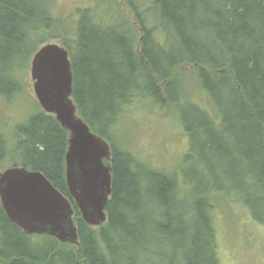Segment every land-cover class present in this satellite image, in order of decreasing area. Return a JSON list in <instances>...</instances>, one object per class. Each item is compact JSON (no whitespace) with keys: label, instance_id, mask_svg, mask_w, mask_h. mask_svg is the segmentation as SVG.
<instances>
[{"label":"trees","instance_id":"obj_1","mask_svg":"<svg viewBox=\"0 0 264 264\" xmlns=\"http://www.w3.org/2000/svg\"><path fill=\"white\" fill-rule=\"evenodd\" d=\"M123 1L134 11L136 26L128 20L99 23L85 12L62 42L72 60L78 111L111 142L108 226L88 225L76 211L79 248L57 250L48 242L51 237H34L11 223L0 204V264H109L108 233L116 247L113 264L129 258L136 263L137 257L140 264H220L211 191L231 194L264 224V0ZM53 3L0 0V171L10 165L40 170L70 198L64 160L68 133L55 117L29 94L35 113L10 131L3 129L5 105L29 92L25 73L37 36L47 43L59 34ZM211 45L214 49L203 55V47ZM186 71L198 77L218 111L182 106L176 93ZM135 98L148 99L152 107L184 108L190 138L183 162L191 168H180L178 178L175 171L147 167L149 175H141L143 195H137V184L143 183L137 169L145 166L123 147L121 133H110ZM26 106L19 96L10 110ZM185 109L190 110L186 116Z\"/></svg>","mask_w":264,"mask_h":264},{"label":"water","instance_id":"obj_2","mask_svg":"<svg viewBox=\"0 0 264 264\" xmlns=\"http://www.w3.org/2000/svg\"><path fill=\"white\" fill-rule=\"evenodd\" d=\"M30 72L41 107L54 114L69 133L65 154L69 192L83 219L99 224L105 218L102 210L111 193L110 165L106 163L111 148L77 114L68 52L57 44H47L35 54ZM0 202L7 217L25 232L74 241L71 203L40 171L11 166L0 172Z\"/></svg>","mask_w":264,"mask_h":264},{"label":"rangeland","instance_id":"obj_3","mask_svg":"<svg viewBox=\"0 0 264 264\" xmlns=\"http://www.w3.org/2000/svg\"><path fill=\"white\" fill-rule=\"evenodd\" d=\"M55 2L53 15L57 19V23H60L59 34L65 31L70 33L71 27L69 28L68 23L70 25L77 23L75 9L78 5L89 8L94 16L104 23L112 20L111 0H56ZM70 7L72 8L71 14ZM25 79L30 93L22 91L19 96L23 97L27 105L26 109L17 107L10 110L13 105L18 103L19 96L5 105L2 110L5 131H10L15 125L24 122L36 111L33 100L25 96L30 94L35 98L28 69H26ZM180 83L183 85L182 106L189 107V103H191L190 107L195 108L192 110L193 112L196 110L198 112L207 110L209 113L218 111L217 106L211 102L208 93L199 86L200 82L195 74L193 78L187 76L180 78ZM187 90L193 101L188 99ZM181 109L184 108L174 106L171 110V108L164 109L160 106L159 108L152 107L148 99L135 98L124 108L125 114L116 123L117 128L114 127L110 133L112 135L121 133L125 137L123 147L137 155L145 167L175 171L180 178V168L181 170L191 168L186 161L183 162L184 155L190 149V138L185 130V117ZM20 113L25 114L22 121H15L14 116L18 117ZM200 142L202 141H197V144ZM196 167L202 170L204 165L197 162ZM181 194L182 197H186V194ZM211 194L215 198L212 216L217 234V255L220 264H264V224L256 221L251 216L249 209L231 198V194L213 191Z\"/></svg>","mask_w":264,"mask_h":264},{"label":"bare ground","instance_id":"obj_4","mask_svg":"<svg viewBox=\"0 0 264 264\" xmlns=\"http://www.w3.org/2000/svg\"><path fill=\"white\" fill-rule=\"evenodd\" d=\"M220 47H222V45H221V43L220 44H218ZM210 49H214V47H212V45L211 46H209V47H203V52H204V54H203V52H202V54L203 55H205V53H207L208 52V50H210ZM235 49H237V48H234V47H232L231 46V48H230V51H235ZM239 54V52L238 51H236V52H234V55L235 56H237ZM234 55H233V57H234ZM229 60V59H228ZM134 67V66H133ZM121 73H122V75H123V77H124V79H128V77H129V74H128V72H127V69H121ZM182 93H183V89H180L177 93H176V98L177 99H181L182 97H183V95H182ZM170 94L171 95H174V91L172 90L171 92H170ZM184 112H185V116H186V114L188 113V112H190V110H188V109H185L184 110ZM193 116H194V114H192ZM100 120H101V118L100 117H98L97 119H96V121H98V122H100ZM104 123L105 124H107V121L106 120H104ZM187 125H190L189 123H187ZM25 136L27 135V134H24ZM227 147H233V146H231V145H227ZM139 169H137V171H138V173H140V181L141 182H143V183H140V182H138V184H137V195H140V194H144L145 192H147L146 191V187L144 186L145 185V182H146V180L145 179H142L141 178V175L142 176H144V177H147L148 175H149V173L147 172V170H148V168L147 167H141V166H139L138 167ZM146 170V171H145ZM122 197H125V196H121V198ZM176 229H178V227L176 228ZM99 241H101V240H99ZM206 241L208 242V240H207V237H206ZM104 245L109 249V257H108V263L109 264H113V262H112V252L113 251H115L116 250V247H115V245H113V243H112V241H111V236H110V234L108 233V234H106L105 235V237H104ZM164 245V244H163ZM38 250H36V251H34V252H37ZM127 258H129V257H127ZM9 259V258H8ZM130 259V258H129ZM128 259V261L126 262V264H140L141 263V261H140V259L137 257L136 258V263L132 260V259H130L129 260ZM10 260V259H9Z\"/></svg>","mask_w":264,"mask_h":264}]
</instances>
